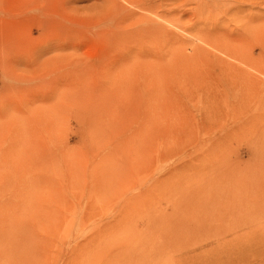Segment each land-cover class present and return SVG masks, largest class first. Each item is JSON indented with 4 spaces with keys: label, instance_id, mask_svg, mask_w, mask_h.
I'll use <instances>...</instances> for the list:
<instances>
[{
    "label": "rangeland",
    "instance_id": "rangeland-1",
    "mask_svg": "<svg viewBox=\"0 0 264 264\" xmlns=\"http://www.w3.org/2000/svg\"><path fill=\"white\" fill-rule=\"evenodd\" d=\"M261 199L264 0H0V264H264Z\"/></svg>",
    "mask_w": 264,
    "mask_h": 264
},
{
    "label": "bare ground",
    "instance_id": "bare-ground-1",
    "mask_svg": "<svg viewBox=\"0 0 264 264\" xmlns=\"http://www.w3.org/2000/svg\"><path fill=\"white\" fill-rule=\"evenodd\" d=\"M259 55V54H258ZM259 58H261V57H259ZM260 61H255V60H252V59H249V61H248V63L249 64H252V63H256L257 65L258 64H260L261 63V59H259ZM260 203H262V205L261 204H259L260 205V207L262 206V208H264V199H261V202ZM216 218H220V220L222 221V220H224L225 218H224V216H223V214H217L216 216H215ZM259 218H261L262 220H264V216H262V217H259ZM197 228V227H196ZM189 229V228H188ZM186 230V229H185ZM197 231H199L198 229H195V232H197ZM4 232V231H3ZM189 232V231H188ZM2 233V232H1ZM218 234V233H217ZM10 241V240H9ZM7 243V241L5 240V244ZM6 245H9V244H6ZM5 245V246H6ZM11 246V245H10ZM199 247H201V246H199ZM4 248H7V247H4ZM4 248H2V249H4ZM8 249V253H9V248H7ZM182 248H180L178 251H180ZM5 250V249H4ZM4 250H3V252H4ZM191 250V249H190ZM6 251V250H5ZM3 252H0L1 254L3 253ZM5 253V252H4ZM4 253H3V255H1V256H6V255H4ZM13 253H11L10 252V256L8 257V255H7V257L8 258H13V255H12ZM185 254V253H184ZM181 256V255H180ZM184 256V255H183ZM186 256V255H185ZM191 256H194V254H191ZM187 257V256H186ZM189 257V256H188ZM187 257V258H188ZM196 257V256H195ZM184 258V257H183ZM191 258V257H190ZM146 259V258H145ZM176 259H178V258H176ZM176 259H175V261H176ZM179 260V259H178ZM181 260H182V258H181ZM180 260V261H181ZM187 261V260H186ZM74 264V263H73Z\"/></svg>",
    "mask_w": 264,
    "mask_h": 264
}]
</instances>
